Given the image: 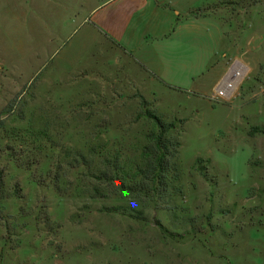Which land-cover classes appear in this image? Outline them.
<instances>
[{
  "label": "rangeland",
  "instance_id": "obj_1",
  "mask_svg": "<svg viewBox=\"0 0 264 264\" xmlns=\"http://www.w3.org/2000/svg\"><path fill=\"white\" fill-rule=\"evenodd\" d=\"M7 1L0 264H264V0H200L215 13L217 44L208 32L178 37L169 80L99 32L47 28L34 39L38 30L14 27ZM235 56L251 70L229 101L211 99ZM138 94L181 129L179 176L163 195L121 189L112 176L129 183L143 167L154 127L137 117ZM254 126L262 131L250 135Z\"/></svg>",
  "mask_w": 264,
  "mask_h": 264
},
{
  "label": "crops",
  "instance_id": "obj_2",
  "mask_svg": "<svg viewBox=\"0 0 264 264\" xmlns=\"http://www.w3.org/2000/svg\"><path fill=\"white\" fill-rule=\"evenodd\" d=\"M200 4V0H8L7 13L15 28L38 30L30 33L34 39L43 37L39 30L47 28L99 32L117 44L125 59L169 80L175 67L170 48L178 37L208 32L217 44L215 13L201 11ZM46 39L45 44L51 40ZM217 48L214 45L213 54ZM230 60L225 61V70Z\"/></svg>",
  "mask_w": 264,
  "mask_h": 264
},
{
  "label": "trees",
  "instance_id": "obj_3",
  "mask_svg": "<svg viewBox=\"0 0 264 264\" xmlns=\"http://www.w3.org/2000/svg\"><path fill=\"white\" fill-rule=\"evenodd\" d=\"M138 97L140 111L138 112L137 117H146L152 122L154 127L149 131V144L146 148H144L146 150L143 154V167H140L132 173L135 180L131 182L128 181L129 183L121 181L120 178H118V173L116 172H114L112 176L113 178L115 176V181L120 185L121 189L135 192L138 190L142 191V189L148 187V189L152 188L156 194L163 195L169 191V178L177 179L179 176L177 157L180 146V140L178 137L180 136L181 129H177L178 131L176 130L177 124L175 119L165 122L162 116L155 113L148 106L147 101L141 94H138ZM257 131L260 132L262 130L257 126H254L250 129L249 134L251 135ZM78 159H81L80 161H86L81 155H78V158L77 156H74L73 161H78ZM105 161L108 162V160ZM200 161V158L195 159L197 168L204 167L200 164ZM112 163H116V160L112 161ZM114 166L115 164H113V167ZM52 171L51 175H49V180L56 181L58 179V172L56 169ZM96 175L100 180L107 181L111 179V175L104 170H99ZM138 176L151 180V183L144 184L140 179H138Z\"/></svg>",
  "mask_w": 264,
  "mask_h": 264
},
{
  "label": "built area",
  "instance_id": "obj_4",
  "mask_svg": "<svg viewBox=\"0 0 264 264\" xmlns=\"http://www.w3.org/2000/svg\"><path fill=\"white\" fill-rule=\"evenodd\" d=\"M247 67L241 59L234 57L228 63L223 76L216 82L211 99L229 101L236 94Z\"/></svg>",
  "mask_w": 264,
  "mask_h": 264
}]
</instances>
